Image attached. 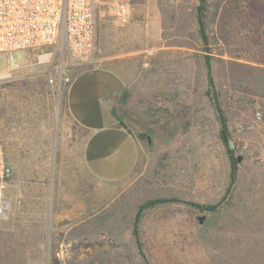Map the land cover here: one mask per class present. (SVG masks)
Here are the masks:
<instances>
[{
  "label": "rangeland",
  "instance_id": "374dc122",
  "mask_svg": "<svg viewBox=\"0 0 264 264\" xmlns=\"http://www.w3.org/2000/svg\"><path fill=\"white\" fill-rule=\"evenodd\" d=\"M113 1L99 0L98 26L112 22ZM199 4L131 0L128 37L146 46L137 78L111 108L140 157L119 181L99 182L86 167L87 131L49 85L48 49L16 51L14 69L0 54V137L13 168L0 181L10 199L0 264H146L136 216L159 198L173 201L143 209L137 224L151 264H264V0H209L207 43ZM95 64L75 66L73 76ZM216 98L241 157L229 193Z\"/></svg>",
  "mask_w": 264,
  "mask_h": 264
},
{
  "label": "crops",
  "instance_id": "0c3cea01",
  "mask_svg": "<svg viewBox=\"0 0 264 264\" xmlns=\"http://www.w3.org/2000/svg\"><path fill=\"white\" fill-rule=\"evenodd\" d=\"M132 17L131 12L125 26H117L113 21L100 23L96 64L78 71L65 95L69 116L87 131L83 149L86 167L103 183L129 176L140 157L138 139L120 124L111 108L114 99L137 78L138 57L146 46L133 47L129 40ZM146 34L145 40L150 32Z\"/></svg>",
  "mask_w": 264,
  "mask_h": 264
},
{
  "label": "built area",
  "instance_id": "2783aa9c",
  "mask_svg": "<svg viewBox=\"0 0 264 264\" xmlns=\"http://www.w3.org/2000/svg\"><path fill=\"white\" fill-rule=\"evenodd\" d=\"M98 9L99 0H0V54L14 69L19 67L16 51L48 49L45 55L56 61L46 69L47 79L56 96L62 97L73 81L74 67L94 62ZM111 11L115 25H127L131 0H114ZM258 117L263 114L258 112ZM12 174L0 138L2 187ZM9 213L10 199L0 190V220L8 218Z\"/></svg>",
  "mask_w": 264,
  "mask_h": 264
},
{
  "label": "trees",
  "instance_id": "16d2710c",
  "mask_svg": "<svg viewBox=\"0 0 264 264\" xmlns=\"http://www.w3.org/2000/svg\"><path fill=\"white\" fill-rule=\"evenodd\" d=\"M208 6H209V0H200V4L197 7V20H198V24H199V32L201 34L202 39L204 40L205 43L208 42V31H207V27H208V23H207V12H208ZM207 74H208V79L210 82V87L214 88V78H213V74H212V64L211 62L208 60L207 61ZM215 108L216 111L218 113L219 116V120L221 123V129H220V137L222 139V142L224 144V146L227 149L228 155H229V159H230V163H231V171H230V181L228 183V188L226 189V193H229L231 191V189L233 188V186L236 184L237 182V177H238V171H239V162L241 161V157L240 156H236L235 155V151L231 146V141H230V128H229V123H228V119L227 116L225 115L224 110L221 108L220 106V102L219 100L216 98L215 99ZM264 114V113H263ZM123 125V124H122ZM141 136L143 137L144 135L141 134ZM1 138V137H0ZM2 141V140H1ZM240 159V160H239ZM7 160V157H6ZM8 162V160H7ZM9 163V162H8ZM176 200V199H174ZM173 201V199L171 198H159L156 200H150L146 203H144L141 207L140 210L137 213L136 216V224H135V228H134V235L136 238V244L138 247V251L139 254L142 256V258L145 260L146 264H151L145 251H144V242L140 236L139 230H138V222L141 219L142 216V210L155 205L157 203H161V202H170ZM193 205H196L199 208L205 209V210H211V211H215L218 206L219 203L216 204H211V205H201V204H197L194 203Z\"/></svg>",
  "mask_w": 264,
  "mask_h": 264
},
{
  "label": "water",
  "instance_id": "95a60500",
  "mask_svg": "<svg viewBox=\"0 0 264 264\" xmlns=\"http://www.w3.org/2000/svg\"><path fill=\"white\" fill-rule=\"evenodd\" d=\"M239 160H240V159H239ZM205 219H206V216H205V215L200 216V217H199V221H200V223H203Z\"/></svg>",
  "mask_w": 264,
  "mask_h": 264
}]
</instances>
